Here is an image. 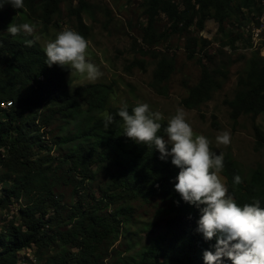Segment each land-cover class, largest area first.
Masks as SVG:
<instances>
[{"label":"trees","instance_id":"trees-1","mask_svg":"<svg viewBox=\"0 0 264 264\" xmlns=\"http://www.w3.org/2000/svg\"><path fill=\"white\" fill-rule=\"evenodd\" d=\"M257 3L258 0H146L147 25L139 51L158 59L155 88L167 83L176 71L175 59L156 49L174 36L185 37L187 57L197 61L201 75L182 105L195 110L212 100L223 88L229 72L209 67L216 57L204 54L211 42L200 33L208 21L214 20L232 52L240 44L252 49L251 37L245 35L243 27L264 13V6ZM24 4L20 9L23 15L41 11L42 21L51 24L60 12L61 0H24ZM86 11L85 0H78V6L71 10L85 37L89 28L82 14ZM4 14H0V211L9 212L15 207L18 211L0 232V264L27 263L22 254L28 251L34 252L38 264H106L110 252L116 256L111 264H205L204 252L214 251L216 239L207 241L197 232L200 210L185 203L175 191L179 169L171 163V157L161 160L154 146L149 148L124 136L123 121L116 115L120 107L110 106L111 87L86 84L71 91L66 73L58 65L46 64L45 52L34 38L24 33L3 34L15 17L17 24L22 23L16 11L14 15L9 11ZM163 16L168 19V27L160 33L156 27ZM26 40L35 42L27 47ZM261 49L252 54L246 73L239 77L234 98L227 102L234 123L243 116L256 118L264 114ZM218 54L224 56L226 52L220 49ZM105 112L115 117L107 129ZM55 123L58 136L50 140L47 130ZM161 124L159 134L164 135L167 122ZM255 134L259 145L264 146L258 127ZM60 147L63 155L55 156L53 153ZM107 162L113 163V170L99 188L97 198L90 182ZM222 172L228 194L238 205L259 200L264 207V176L260 171H242L228 156ZM235 175L242 178L241 184H234ZM67 183L72 186L69 204L58 191ZM156 198L169 206L165 231L149 237L150 244L138 253L124 257L123 253L131 249L117 246L137 225L134 202L149 203ZM148 228L143 226L136 236L141 238ZM223 264L232 262L225 258Z\"/></svg>","mask_w":264,"mask_h":264},{"label":"rangeland","instance_id":"rangeland-1","mask_svg":"<svg viewBox=\"0 0 264 264\" xmlns=\"http://www.w3.org/2000/svg\"><path fill=\"white\" fill-rule=\"evenodd\" d=\"M88 11L82 14L85 24L89 28V34L85 37L90 41L88 49V59L96 64L103 75L97 80H88L78 74L71 77L70 70L61 68L66 73V78L71 91L86 84H100L111 87L112 95L111 107H120L121 103H127L133 108L137 101L148 103L153 111H160L167 122V118L174 115L177 107H182L187 113V119L196 135H204L212 143L214 152L224 154L236 162L242 171L247 173L261 172L264 176V146L259 145V139L255 134V127H258L264 136V114L256 118L243 116L237 123H234L230 114L231 110L227 102L231 101L236 93L239 77L246 73L248 61L252 54L260 50L264 43V35L256 37L254 29L260 27L264 13L256 18V21L244 25L243 31L246 36L251 37L254 45L252 49L239 45L236 52H232L227 46L225 34H220L218 24L212 20L206 23L205 30L200 34L211 42L208 50L216 58L209 64L211 69H226L229 72L228 79L224 82L223 88L216 92L209 102L203 104L195 110H188L182 105V101L188 96L190 89L195 87L201 75V69L196 60H190L184 49L185 37L174 36L168 43L160 45L156 51L162 55L172 57L176 62V71L167 83L160 88H155L154 72L157 68L158 59H154L150 54L143 55L139 51L143 29L147 25L144 14L146 0H85ZM181 3L182 0H171ZM78 6V0H61L60 12L53 17L51 24H45L41 11H35L25 16L20 10L14 9L10 4L0 8V14L9 11L14 15V11L19 13L18 19L21 22H32L36 24V31L30 36L34 38L39 46L44 50L46 44L55 38L58 32L65 27L77 32V18L71 14L72 8ZM257 6H264V0H258ZM13 9V10H12ZM248 15V8L244 10ZM168 27V19L163 16L157 24L156 30L162 32ZM7 30H3L5 34ZM195 32V31H194ZM80 33V32H79ZM81 34V33H80ZM82 35V34H81ZM226 52L224 56L218 54L219 50ZM149 52V51H148ZM261 56L264 57V50L261 49ZM157 87V86H156ZM158 91H157V90ZM58 123L50 127L47 132L48 139L53 140L58 136ZM229 131L231 133V143L229 145L217 144L216 136L219 132ZM62 147L58 148L55 156H62ZM113 170V163H105L99 170L95 180H92V194L97 198L100 196L99 188L107 181L108 175ZM1 175V171H0ZM222 181L226 185V178L223 172L220 173ZM64 196V202H72L71 183L62 185L58 190ZM169 206L160 198L151 202H134V223L131 233L120 239V247L130 251L123 253L124 257L130 258L138 253L143 247L150 244L149 237L162 234L166 227L169 214L166 209ZM18 207L12 211H0V232L5 227L8 220L17 214ZM149 225L148 232H144L141 238L136 236L139 229ZM117 245V244H116ZM132 246V248L130 247ZM116 247V246H115ZM110 256L105 260L106 264H111L116 260L115 254L110 252ZM115 256V257H114ZM26 257L27 263L36 264L34 252H25L22 259ZM114 258V259H113ZM38 264V263H37Z\"/></svg>","mask_w":264,"mask_h":264},{"label":"clouds","instance_id":"clouds-1","mask_svg":"<svg viewBox=\"0 0 264 264\" xmlns=\"http://www.w3.org/2000/svg\"><path fill=\"white\" fill-rule=\"evenodd\" d=\"M7 4L16 10L25 7L24 0H0V8ZM15 18L8 34L31 36L36 31L35 23L17 24ZM34 42L26 40L25 44L32 47ZM89 45L90 41L83 35L65 27L46 44V64L69 69L71 77L78 74L97 80L103 73L88 59ZM116 115L123 121L124 136L137 144L154 146L161 160L171 157V163L179 169L175 191L185 203L200 210L197 232L207 241L216 239L214 251L204 252L205 264H223L225 258L232 264H264V207L259 200L241 207L228 194L220 176L224 154L214 152L207 137L194 133L185 109L177 107L175 114L167 118L164 135L159 133L165 117L160 111H153L148 103L137 101L130 112L128 104L122 102ZM103 119L106 129L115 122L108 112L103 114ZM215 139L217 144L229 145L231 133L219 132ZM242 182L239 175L234 176V184Z\"/></svg>","mask_w":264,"mask_h":264},{"label":"bare ground","instance_id":"bare-ground-1","mask_svg":"<svg viewBox=\"0 0 264 264\" xmlns=\"http://www.w3.org/2000/svg\"><path fill=\"white\" fill-rule=\"evenodd\" d=\"M263 20H264V17L261 19V21H263ZM253 32H254L255 36L258 37V38L260 37V35H264V24L261 23L260 27L257 28V29H254ZM257 32H259V33H257Z\"/></svg>","mask_w":264,"mask_h":264},{"label":"built area","instance_id":"built-area-1","mask_svg":"<svg viewBox=\"0 0 264 264\" xmlns=\"http://www.w3.org/2000/svg\"><path fill=\"white\" fill-rule=\"evenodd\" d=\"M256 23H263L264 24V20L263 21H257ZM257 33H259V32H257Z\"/></svg>","mask_w":264,"mask_h":264},{"label":"water","instance_id":"water-1","mask_svg":"<svg viewBox=\"0 0 264 264\" xmlns=\"http://www.w3.org/2000/svg\"><path fill=\"white\" fill-rule=\"evenodd\" d=\"M214 22V20H212Z\"/></svg>","mask_w":264,"mask_h":264}]
</instances>
